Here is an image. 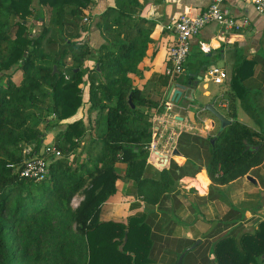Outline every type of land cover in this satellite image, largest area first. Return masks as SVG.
<instances>
[{"label":"trees","instance_id":"obj_1","mask_svg":"<svg viewBox=\"0 0 264 264\" xmlns=\"http://www.w3.org/2000/svg\"><path fill=\"white\" fill-rule=\"evenodd\" d=\"M91 1L38 0L35 6V0H0V264H151L154 234L145 213L125 222L101 219L118 181L134 183L136 195L156 206L179 189L183 178L199 173L200 181L208 180L204 169L215 194L264 166V132L240 122L235 107L239 97L261 125L257 108L244 100L249 96L244 82L252 72L245 68L252 69L254 61L237 59L231 123L214 137L182 134L176 149L186 162L172 161L149 174L153 117L146 110L163 107L135 80L146 70L144 60L157 52L149 54L154 26L138 18L141 0H115L98 17L96 27L106 44L95 49L81 39L89 31L85 19L92 17ZM44 8L50 10L46 24ZM35 15L44 23L38 34L30 25ZM71 28L75 36L68 34ZM17 72L19 80L13 78ZM86 104L89 126L74 120L58 134L61 157L51 161L45 178L21 176L24 162L42 152L46 120L61 125ZM119 164L126 166L123 175ZM77 196L83 199L74 207ZM183 242L186 249L194 245ZM209 256L207 264H264V218L251 231L220 237Z\"/></svg>","mask_w":264,"mask_h":264},{"label":"crops","instance_id":"obj_2","mask_svg":"<svg viewBox=\"0 0 264 264\" xmlns=\"http://www.w3.org/2000/svg\"><path fill=\"white\" fill-rule=\"evenodd\" d=\"M210 2L211 0H141L138 18L145 19L148 25L154 26L151 36L154 47L149 50V54H152L154 49L157 52L153 57L149 56L144 60L146 70L142 77L136 78L135 85L144 90L146 96L159 107H163V111L158 107L146 110L153 117L152 127L154 118L166 113L164 105L169 101L173 102L171 115L179 122V126H174V129H181V135H199L196 132H201L205 133L201 135L206 137L210 131L218 128L217 122L210 117H199L210 104L231 121L228 117L229 94L235 95L231 89V76L238 59L240 62L254 61L252 69L245 68L246 73L252 72L244 82V90L249 95H245L244 100L248 98L249 104L257 108L256 114L261 125L246 112L239 97L235 103L237 119L255 130L264 132V13H258L251 3L227 0L224 8L237 21L238 28L208 25L192 40V50L185 65V73L176 78H169L166 74L169 49L174 41L173 33L168 29L169 25L181 15H199ZM114 5L115 0L91 1L92 17L87 23L89 31L83 34L81 39L88 40L95 49L106 44L96 27L98 17ZM76 33V30L71 28L68 34L75 36ZM202 46L209 49V52H204ZM87 64L92 66L93 62ZM213 68L226 72L227 78L223 84L214 82L209 74ZM178 86L185 88L182 90L181 99L176 103L172 100V94L180 88ZM88 88L87 84L84 87L85 102L88 101ZM197 93L198 99L195 97ZM192 102L194 103L190 104ZM86 106L89 108L88 104ZM76 117L72 120L83 119L86 123L84 115ZM205 128H208L209 132ZM220 129L221 123L218 131ZM173 161L183 165L186 159L175 156ZM118 168L123 175L126 166L119 164ZM156 170L162 171L150 168L148 173L153 175ZM202 171L208 178L201 181L202 186L199 183V173L195 177H185L180 181L179 189L166 195L163 202L156 206L145 204L136 195L134 183L120 180L117 183L116 197H112L103 206L101 219L125 222L130 216L145 213L154 234L151 264H176L179 255L186 251L185 247L188 245L183 240H189L193 244L197 240L202 241L200 248L197 246L186 254L184 264H202L206 260L208 263L211 259L208 260L207 257L220 237L227 234L238 236L251 231L253 229L250 226L254 228L255 224L264 218V166L244 178L220 187L215 194H210L211 181L207 171ZM248 176L256 179L258 185L248 181Z\"/></svg>","mask_w":264,"mask_h":264},{"label":"built area","instance_id":"obj_3","mask_svg":"<svg viewBox=\"0 0 264 264\" xmlns=\"http://www.w3.org/2000/svg\"><path fill=\"white\" fill-rule=\"evenodd\" d=\"M227 0H211L210 5L199 15H181L175 18L168 29L173 33L174 41L169 49L170 66L166 70L169 78H176L185 73V65L192 50V40L210 24H218L228 29L238 28V23L224 8ZM251 3L255 10L264 13V0H242ZM85 21H88L85 19ZM204 52L209 49L202 46ZM216 84H223L227 74L223 69L213 68L209 71ZM166 113L163 116L154 118L152 137L148 164L152 167L163 170L170 166L175 159L174 150L177 141L182 133L181 129H174L179 122L171 115L173 102L169 101L164 105ZM61 157V151L53 145H47L33 158L27 159L20 167V174L25 178L41 181L48 174L50 163L53 159Z\"/></svg>","mask_w":264,"mask_h":264},{"label":"rangeland","instance_id":"obj_4","mask_svg":"<svg viewBox=\"0 0 264 264\" xmlns=\"http://www.w3.org/2000/svg\"><path fill=\"white\" fill-rule=\"evenodd\" d=\"M37 3H38V0H35V3H34V5L35 6H38L37 5ZM44 14H45V21H44V23L46 24V23H48L49 22V16H50V10H49V8H44ZM37 15V14H36ZM36 15H35V17H33L31 20H30V25H31V27L33 28L32 29V31H33V34H38V33H40L41 31H42V29H43V22L42 21H38L37 20V17H36ZM88 20V19H87ZM89 21V20H88ZM88 21H85V23H89ZM19 72H17V73H15L14 74V79L15 80H19ZM210 79V78H209ZM212 84V83H211ZM195 97L198 99V97H199V95H198V93H197V95H195ZM84 100H86L85 99V96H84ZM194 102H192V103H190V104H193ZM82 114V115H81ZM84 115V118H86L85 120H86V125L87 126H89V117H87L88 116V107L87 106H85L84 108H81L80 110H79V112H78V114L76 115V116H79V117H81V116H83ZM204 115H206V117H210V119H213V120H215L216 122H217V124H218V128L215 130V131H210V133H208V135H206V137H204V135H201V134H205V133H199V132H196L197 134H199L198 136H202V137H204V138H207V137H214L217 133H218V130H219V120H217L216 118H212L210 115H208V114H205L204 112H202L200 115H199V117L200 118H202V117H204L205 118V116ZM75 116V117H76ZM78 117V118H79ZM199 117L197 118V119H199ZM77 118V117H76ZM72 120V119H71ZM70 120V122H72ZM54 121H50V118L48 119V121L46 120V122L42 125V130L44 131V133H45V138H44V145H43V149L47 146V145H53V146H55V143H56V138H57V136H58V134L61 132V131H63L64 129H66V126H67V124L69 123V121L68 122H63L61 125H58V126H54ZM205 130L207 131V132H209L208 131V128H205ZM89 139V137H87L86 138V140H88ZM42 149V150H43ZM178 162V161H177ZM199 183L201 184V186H202V183H201V181L199 180ZM116 197V195L115 196H113V199ZM83 198L81 197V196H77L75 199H74V201H73V206L74 207H77L78 205H79V203L81 202V200H82ZM250 228H252L253 229V226L251 227L250 226ZM208 258V260L209 259H211L210 258V256H208L207 257ZM206 260V259H205ZM207 263V260L204 262V263H202V264H206ZM192 264V263H191ZM196 264H201V263H196Z\"/></svg>","mask_w":264,"mask_h":264},{"label":"water","instance_id":"obj_5","mask_svg":"<svg viewBox=\"0 0 264 264\" xmlns=\"http://www.w3.org/2000/svg\"><path fill=\"white\" fill-rule=\"evenodd\" d=\"M56 69H57V68L55 67V70H56ZM178 87H180V86H178ZM184 88H185V87L182 86V87H180L179 89H176V90L173 91V94H172V100H173V101H175L176 103L179 102V100L181 99V97H182V95H183V91H182V90H183ZM212 105H213V104H210L209 106H207L206 110L209 111L213 116H215V118H217V119L220 121V123H221V129H220V131H222V130H223L227 125H229L231 122H230L229 120H227V119L225 118V116H223L221 113H219L217 110H215V108H213ZM216 139H217V137L213 138V139H212V143H214V142L216 141ZM174 155H175V156H179V151H178L177 149L174 150ZM247 180L250 181V182H252V183L255 184V185H258L257 180L254 179V178L251 177V176H248V177H247ZM127 238H128V237H127V233H126V236H125L124 242H123L122 246L120 247V250H122V251H123V248H124V246H125V244H126V242H127ZM201 242H202L201 240H197L193 246H191L190 248L186 249V251H185L183 254H181V256H180V258H179L177 264H182V262H183V260H184V258H185V256H186V254H187L188 252H191V251H193L194 249H196L197 246H199V245L201 244Z\"/></svg>","mask_w":264,"mask_h":264}]
</instances>
